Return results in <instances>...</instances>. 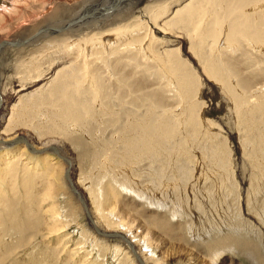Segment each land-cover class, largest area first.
I'll return each mask as SVG.
<instances>
[{
  "label": "rangeland",
  "instance_id": "rangeland-1",
  "mask_svg": "<svg viewBox=\"0 0 264 264\" xmlns=\"http://www.w3.org/2000/svg\"><path fill=\"white\" fill-rule=\"evenodd\" d=\"M8 1L0 0V43L15 46L0 53L4 138L23 135L38 147L53 139L77 160L72 139L125 153L128 122L137 125L150 115L154 123L163 120L166 140L159 153L166 156H142L135 165L128 162L135 159L118 161L116 169L107 162L100 170L101 162L93 171L98 204L90 184L79 181L93 218L135 240L150 264H250L236 238L264 256V0H124L125 7L123 1L104 15L96 7L86 15L92 17L69 28L84 18L71 22L75 13L101 0ZM194 7L203 10L183 21ZM129 11L134 14L125 15ZM118 14L125 18L108 26ZM94 17L101 28L63 36ZM67 20L60 33L50 27ZM46 31L63 37L37 39ZM32 35L31 45L18 47ZM74 68L96 83L88 86L80 77L76 86L68 84ZM60 81L68 95L80 92L89 126L59 121L61 104L54 102L62 96L55 93ZM60 124L64 137L56 132ZM21 148L0 149V264H135L117 237L94 236L76 201L50 192L44 162L58 157L30 152L25 158ZM77 164L79 180V158Z\"/></svg>",
  "mask_w": 264,
  "mask_h": 264
},
{
  "label": "bare ground",
  "instance_id": "bare-ground-1",
  "mask_svg": "<svg viewBox=\"0 0 264 264\" xmlns=\"http://www.w3.org/2000/svg\"><path fill=\"white\" fill-rule=\"evenodd\" d=\"M115 1L116 0H114V2H112V3H109V2H104V1L101 0V2H99L100 3L99 5L101 7L99 5H97V6L94 5L91 8H88V10L85 11L84 13H82V14H80V12H81V10H80L77 13H75L74 17L76 16V18L73 17L71 19V22L74 21L75 19L79 18V17H81V18L84 17V18L78 19L77 21H74V22H72L69 25H68V23L70 21H68L69 20L68 19L67 20L68 22L66 21L63 26H61V24H56L55 26H50V27L52 28L53 31L55 30L56 33H60V32H62V29L66 28L67 25H68L67 28H69L71 26H75V25L81 23L83 20H85L88 17H92L94 15V13L92 15H90V16H86V15H88L89 12L93 11L96 7L99 8V9H97V11L96 12L94 11V12L97 13V14H100V15H104V13L107 14V13L114 12L118 7H120V5L122 4V2L124 0H120L118 2L119 4L114 5L113 8H111V9H105V8L104 9H100V8H103V7L109 6V5H113V4H115L117 2V1L116 2ZM127 1L131 2V0H126V2ZM161 1L162 0H155V2H161ZM212 1L213 0H204L203 2H205L207 4V3H210ZM8 2H12V3L16 4V2H18V0L17 1L9 0ZM102 2H103V5L101 4ZM126 2L124 1V4L122 5V8L125 7ZM87 3H89V2H87ZM83 4H85V3H83ZM146 8L147 9H151L152 6H147ZM202 10H203L202 7L201 8H195L194 7L193 9H191L185 15V17L182 20L183 21H187L188 19H192L197 14H199ZM57 13H58V10H56L54 13H52V15L49 16V19L53 20L56 17ZM49 14H51V13H49ZM133 14H134L133 11H129V12H126L125 15L130 16V15H133ZM119 15H121V14L116 15V17L113 16L114 18H112L110 22H106V20L110 19V17L107 18V19H102V20L105 21L108 26H113L115 24H118L121 20H123L125 18V16L119 17ZM100 22H102V21H97V18L94 17V20H92L91 22H88L86 25L77 26L74 29L67 30L66 33L63 36H67V35H71V34H75V33L79 34L83 28H88L90 26H99L101 28L102 24ZM48 28H49L48 25H45L44 27H39V28L35 29L34 35L35 34L39 35V34H41L42 30H45V29H48ZM46 32H47L46 34L42 35L41 37H39L37 39L45 40V39H58L60 37H63V36L56 35L54 33H50L49 31H46ZM35 38L36 37L33 38V35H32V36L27 37L25 40L23 39V41L19 40L18 41V44H19L18 47H21V49H22V47L25 46V45H28V44L31 45ZM50 44H54V42H50ZM6 46H15V44L14 43L10 44V43H7V42H1L0 43V53H2L1 52L2 49L5 48ZM168 65L171 66L170 64H168ZM179 65L180 64L178 63V64H173L172 66H175V69H177V67ZM83 68L84 69H89L87 66H85ZM78 69L79 68H77V69L74 68L72 70V72L70 73L71 76H68V79H69V80H67L68 84L71 83V85L76 86L75 85L76 82L79 83L80 77L83 78V76H85V79L81 78L80 80H82L84 83H87L88 86L90 84H91V86H93L96 83L97 80H94L93 78H90V76L88 74H85V73L81 74L80 73V69L79 70ZM213 72H214V69H213ZM215 73H216V71H215ZM0 79L3 80L2 74H0ZM91 79H92V81H91ZM178 81H180V80H178ZM182 82L180 81V85H183ZM64 83L66 84V81L65 82L60 81V83L58 84V88L55 90V93H57V92L58 93H62V96L60 98H56V101L54 102L55 105L58 104V103L61 104V111H60L59 116H58V118L60 119L59 121L62 122L63 124L64 123H73V124H76V125H79V124L80 125H87L86 123H88V126H89V123H90V120H91V118H89L90 117V115H89L90 114V109H88L86 115L84 116L83 113L81 112L82 106L80 105L81 104V101H80V98H79L80 92H78L77 94H76V92H74V93L72 92V93H69V95H68V93L64 91V88H62V86L63 87L65 86ZM0 85L2 86V83H0ZM67 87H68V85H67ZM75 89H79V88H75ZM1 100H2V98H1ZM114 100H117V99H113L112 102ZM2 104H3V102H1L0 109L2 107ZM124 114H127V113L124 112ZM133 114H135V112ZM128 115H129V113H128ZM150 116H146L142 120L144 122H140L137 125L133 124L132 122H128L126 129L129 132L130 137L128 136L129 138L127 137L126 139L124 138L122 140L125 143V147H124L125 148L124 149L125 153H123V152L114 153L113 151H111L110 147H108L107 149H100L99 148L100 145L97 144V143H95L94 145H92V147H90V144H89L90 142L89 143H86V142L83 143L82 141H80L81 140L80 138H78V141L76 139H72L71 141L69 140L72 143V145L75 147V150L77 151L78 158H79V165L81 167V171H83L82 172L83 176L81 175V178H79V180L76 179V175H75V171H76V168H77V165H78L77 164L78 163V158H77V160H75V158L69 157V152L65 151L63 146H62L63 143L58 142L56 140L52 139V141H47V142L41 144L40 147H38V146L34 145V143L30 142L31 141L30 138H27V137H25L23 135L16 134V136L8 139V138H4L2 136V134L0 133V149H4L3 151L5 152L6 150L12 149V148H14V147H16L18 145L22 146V148H21L22 153H20L19 155L21 157L25 156V158L28 155V153H30V152L32 153V155H33V153H35V154H44L43 157L50 156L51 153H53V155H56L58 158H53V160L52 159L49 160L50 157H47V158H45V162H44V167H47L49 169L48 170L47 168H45V170L47 169V175L49 176L48 179H51V181H49V183H48V187H49L50 192L51 193L53 191L62 192L65 197L69 196V199H72L73 201H76L77 209H79V210L81 209L82 211H84V212L86 211L87 212L88 218L92 222V223L88 222V225L90 226L91 232H93L94 236H96V233H98L99 235H101L103 237L110 238V239H114V238L117 237L118 240H120L122 243H124L129 248V250H132L131 253H132L133 258L135 259V260L132 259L133 263H135V264H139V263L140 264H143V263L144 264H150V263H154V262L150 258H148L145 255H142L139 252V250L136 248V245H134L135 240L133 241L132 239H129L127 236H125L123 234V232H120L119 230L115 231V232H110L109 227L108 228H104L103 226H101L102 224H101V222H99V220L97 218H93L94 216H92V214H91L92 210H91V207H90V201L87 199V196L84 195L83 191L81 190L82 187L80 188V185H79V181L80 180H82L85 183L90 184L89 186L92 187L91 191H92V194L94 196L93 200H95L96 204H98V202H101L102 197L97 195L98 193L96 194L95 193V189H93V188L97 187L95 185H99V182L94 183L96 180L98 181V178L95 177L96 173L93 174V171H96L97 165L99 166V164L101 162L102 163L100 164V167H101L100 170H103V166H102V165H104L103 163H107V162L111 163V167L112 168L116 169L119 166L118 165V161L121 162V163H125L124 162L125 160L127 161V160H131V159H135V161L136 160H138V161H136V162L128 161V162L129 163H133V164L134 163L138 164V163H140V161H142L141 160L142 156H144V158H153L155 160L159 156H164L165 152L164 153H159V151L161 150L162 144L165 142L164 140H166V135H165L166 126L163 123V120L162 121H158V122L156 121L155 123L152 122V118H150ZM96 117L98 118V116H96ZM116 120H117V118H116ZM116 123H117V121L114 124H116ZM57 128H58V130L56 132L57 133L59 132L58 134H62L63 137L67 135L65 133V130L63 128L61 129V124L57 125ZM7 132L8 131H6V133ZM6 133H5V135H6ZM122 135H126V131L125 130H124V133H122ZM104 151H106V152H104ZM163 151H165V150H163ZM9 153L10 152H6V155H9ZM26 153H27V155H26ZM36 156H40V155H36ZM15 157L12 159V161L16 160L18 158V155H16ZM32 157L35 158V156H32ZM9 159H11V158H9ZM35 159H37V158H35ZM162 160H166V159L164 158ZM51 161H54V163L52 162V165L54 167L53 169H52L51 164H50ZM159 162H160V160H159ZM165 162L166 161H164L163 163H165ZM9 163H11V161ZM36 163H37V166H38L37 160H36ZM45 163H47V164H45ZM150 163H152V162H150ZM65 166H67V167H65ZM115 166H117V167H115ZM163 166H165V165H163ZM50 170H51V172H50ZM174 170H175V168H174ZM65 171H67L66 172L67 180L65 179V176H64L65 175ZM158 172H160V171L158 170ZM107 182H109V180ZM73 186H75L76 189H74ZM71 189L74 190V193H73V191ZM79 205L81 207L83 206L84 208L83 207L80 208ZM123 227L124 226L122 224H119L120 230H123ZM111 237H114V238H111ZM234 243H237V247L236 248H239V250L242 252V255L247 256V258L251 261L252 264H264V256L258 255V253L255 250L253 251V249L249 246L248 243L242 242L240 240V238H236V240H234ZM142 244L144 245L146 243L142 242ZM250 248H251V250H250ZM133 252H135V253H133ZM132 256L130 255V253H128L127 258H130V257L132 258ZM149 256H151V255H149ZM136 257L138 258V261L136 260ZM123 264H128V263L125 262ZM158 264H164V262H159Z\"/></svg>",
  "mask_w": 264,
  "mask_h": 264
},
{
  "label": "water",
  "instance_id": "water-1",
  "mask_svg": "<svg viewBox=\"0 0 264 264\" xmlns=\"http://www.w3.org/2000/svg\"><path fill=\"white\" fill-rule=\"evenodd\" d=\"M1 102H2V100H1V97H0V106H1ZM31 148V147H30ZM39 153V152H38ZM41 153V152H40Z\"/></svg>",
  "mask_w": 264,
  "mask_h": 264
}]
</instances>
